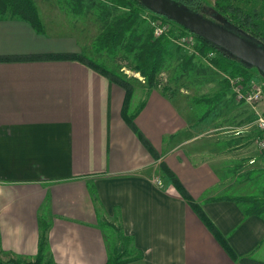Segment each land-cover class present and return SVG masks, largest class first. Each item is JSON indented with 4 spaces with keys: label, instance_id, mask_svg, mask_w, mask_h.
<instances>
[{
    "label": "crops",
    "instance_id": "0c3cea01",
    "mask_svg": "<svg viewBox=\"0 0 264 264\" xmlns=\"http://www.w3.org/2000/svg\"><path fill=\"white\" fill-rule=\"evenodd\" d=\"M40 19L43 33L0 18V56L83 54L91 46L90 38L47 29ZM124 93L77 60L0 61V257L32 260L44 217L56 264L106 263L100 219L141 250V259L126 264H263L264 213L247 215V204L231 200L264 198L239 192L264 172V155L251 146L258 128L193 118L190 105L155 88L134 119L151 153L121 116ZM161 163L249 262L228 255Z\"/></svg>",
    "mask_w": 264,
    "mask_h": 264
},
{
    "label": "trees",
    "instance_id": "16d2710c",
    "mask_svg": "<svg viewBox=\"0 0 264 264\" xmlns=\"http://www.w3.org/2000/svg\"><path fill=\"white\" fill-rule=\"evenodd\" d=\"M77 0L76 3H79ZM114 6L123 7L127 10L119 13L107 21L104 28L93 41V47L97 52L105 51L110 55H115L118 49L123 48L127 53H132L131 70L138 73L144 79L146 91L159 88L163 94H167L166 85L160 86L159 73L164 59L172 54L170 43L172 38L180 33L190 32L187 28L177 24L165 16L154 13L149 10L139 0H106ZM176 4L186 7L207 19H210L222 26L236 32L244 33L245 37L264 47V0H215L210 4L206 0H173ZM148 11L150 19L155 16L163 22H169L176 27L169 28L162 35L153 36V28L149 21V29L139 30L137 24L139 21H145L141 18V13ZM18 18L27 21L36 32L43 33L44 27L40 19L34 0H0V18ZM198 51L208 54L215 51L216 56L213 63L219 69L228 72L232 76H243L245 81L254 76L252 69L254 66L244 62L231 55L228 51L215 46L207 39L196 34ZM175 45V44H174ZM178 47V45H177ZM68 59L77 60L94 69L101 75L108 78L124 89V99L121 108V116L129 127L138 135L141 142L147 147L148 151L154 153V148L144 137L135 124V116L142 109L145 100H141L138 106L130 111L129 103L133 95V85L131 81L113 71H110L103 63L90 59L81 53H49L40 55H31L27 57H4L0 56V61H9L13 59ZM135 78V77H134ZM137 78V77H136ZM160 169L168 177L174 188L183 199H186L199 218L213 234L216 240L236 262L247 263L246 256L238 255L228 242L226 236L220 231L214 221L197 203L192 195L187 191L176 175L161 163ZM94 195V191H92ZM231 200L247 204L245 213L247 215H262L264 213V198L254 196H235ZM48 222L39 217V237L37 253L32 260H21L18 257L2 258L0 264H56L48 250ZM116 229L119 238V245L113 250V254H108L105 264H126L142 258V252L139 249L131 247L132 236L124 235L121 227ZM129 254V255H128ZM261 264V263H255ZM264 264V263H263Z\"/></svg>",
    "mask_w": 264,
    "mask_h": 264
},
{
    "label": "rangeland",
    "instance_id": "374dc122",
    "mask_svg": "<svg viewBox=\"0 0 264 264\" xmlns=\"http://www.w3.org/2000/svg\"><path fill=\"white\" fill-rule=\"evenodd\" d=\"M206 1L210 4L215 2V0ZM34 2L47 29L66 32L76 39H79L78 36L90 38L91 46L83 45L82 53L131 81L134 90L129 110H134L143 100L146 87L144 79L140 80L130 69L133 54L125 52L122 47L116 51L115 55H110L105 51L97 52L93 47V41L102 31L105 23L127 9L114 6L106 0H80V4L76 3L77 0H34ZM141 18L145 21H139L137 28L139 30L149 29L150 13L143 11ZM56 25L58 27L54 28ZM172 27L176 26L171 24V29ZM174 44V41L170 43L172 54L164 59L159 73L160 86L166 85L168 88L166 93L171 95L173 101L177 104H182L184 101L190 105L193 118H201L208 114L209 116L204 117L205 119L220 120L228 117L230 121H233V125L237 122L239 127L253 130L254 134L257 133L255 122L260 112H264V105L251 106L237 102L229 83V80L233 78L232 75L215 66L214 57L210 58L208 54L199 51L193 53L187 48L177 47ZM252 72L254 77L264 81L263 72L257 68H253ZM246 113H248L246 119L240 123L237 119L240 117L244 119ZM251 146L259 150L258 145L254 146L251 143ZM261 154L264 155L262 151ZM239 192L255 196H260V192L264 194V172L250 178ZM99 225L105 236L108 251L113 254L114 248L120 243V236L116 229L102 222L101 219Z\"/></svg>",
    "mask_w": 264,
    "mask_h": 264
},
{
    "label": "water",
    "instance_id": "95a60500",
    "mask_svg": "<svg viewBox=\"0 0 264 264\" xmlns=\"http://www.w3.org/2000/svg\"><path fill=\"white\" fill-rule=\"evenodd\" d=\"M139 1L154 13L167 17L264 73V47L248 40L244 33H236L199 13L176 4L173 0Z\"/></svg>",
    "mask_w": 264,
    "mask_h": 264
},
{
    "label": "built area",
    "instance_id": "2783aa9c",
    "mask_svg": "<svg viewBox=\"0 0 264 264\" xmlns=\"http://www.w3.org/2000/svg\"><path fill=\"white\" fill-rule=\"evenodd\" d=\"M150 24L153 28V35L158 37L165 33L169 28H171V24L168 22H163L160 18L154 17L150 19ZM176 45L187 48L190 52L198 53L197 47V37L192 32H184L178 34L176 37L172 38ZM216 56L215 51H210L208 56L213 58ZM138 76L140 80L143 81V77L138 75V73H134ZM229 83L232 87L233 94L235 99L238 102L245 103L247 105L256 106V105H264V81L257 78L256 76L252 77L249 80L244 79L243 76H231ZM259 132L256 137V144L259 147V150L264 153V112H260L258 115V119L255 122Z\"/></svg>",
    "mask_w": 264,
    "mask_h": 264
}]
</instances>
